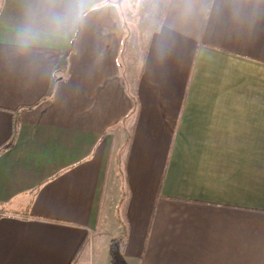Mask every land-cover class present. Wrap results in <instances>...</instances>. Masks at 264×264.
I'll return each mask as SVG.
<instances>
[{
	"label": "crops",
	"instance_id": "obj_1",
	"mask_svg": "<svg viewBox=\"0 0 264 264\" xmlns=\"http://www.w3.org/2000/svg\"><path fill=\"white\" fill-rule=\"evenodd\" d=\"M15 126L0 264H264V0H0Z\"/></svg>",
	"mask_w": 264,
	"mask_h": 264
},
{
	"label": "trees",
	"instance_id": "obj_2",
	"mask_svg": "<svg viewBox=\"0 0 264 264\" xmlns=\"http://www.w3.org/2000/svg\"><path fill=\"white\" fill-rule=\"evenodd\" d=\"M16 126H15V128H14V131H13V133H12V135L10 136V138L8 139V141H6L3 145H1L0 146V154L2 153V152H4L6 149H8L11 145H12V143H13V141H14V139H15V136H16ZM117 177L120 179V182L122 183V187H121V190H122V192L124 191V185H123V183H124V177H123V170L121 169V165L120 164H118V169H117ZM123 198L120 200V202H119V204H118V209H117V218H118V220L120 221V223H122L121 221H122V219H121V206H122V203H123Z\"/></svg>",
	"mask_w": 264,
	"mask_h": 264
},
{
	"label": "rangeland",
	"instance_id": "obj_3",
	"mask_svg": "<svg viewBox=\"0 0 264 264\" xmlns=\"http://www.w3.org/2000/svg\"><path fill=\"white\" fill-rule=\"evenodd\" d=\"M125 150H126V146H122V148H121V153L119 154V161L120 162H123V157H124V153H125ZM119 162V163H120ZM123 205V204H122ZM121 211H122V209H123V206H121Z\"/></svg>",
	"mask_w": 264,
	"mask_h": 264
}]
</instances>
